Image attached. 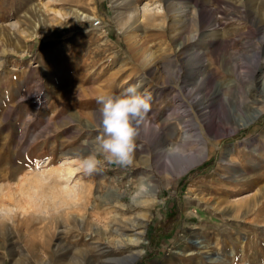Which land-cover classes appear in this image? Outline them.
<instances>
[{"label": "rangeland", "instance_id": "obj_1", "mask_svg": "<svg viewBox=\"0 0 264 264\" xmlns=\"http://www.w3.org/2000/svg\"><path fill=\"white\" fill-rule=\"evenodd\" d=\"M194 1L0 0V182L16 185L26 174L46 176L61 167L72 194L86 193L88 210L117 202L134 231L142 232L143 254L136 264H264V57L255 77L241 83L243 90L255 83L263 87L261 101L241 114L243 122L256 115L248 125L228 120L227 107L206 91L195 97L210 107H181V95L167 82L182 77L194 50L207 51L199 59L209 58L211 70L226 61L250 75L264 30L245 17L264 18V0H196L202 10ZM146 2L161 7L159 15L145 19ZM134 5L142 14L136 22L130 15ZM97 18L102 24L95 25ZM215 77L209 92L217 79L226 84L237 78ZM150 78L159 80L156 86ZM130 85L151 96V129L141 131L131 165L105 163L84 174L80 160L100 134L96 97ZM209 121L215 135H208L203 152L194 140ZM168 133L173 136L161 146V135ZM84 141L92 143L90 149L79 148ZM166 146L191 149L194 156L169 163ZM225 148L232 150L222 162ZM9 169L14 175L4 178ZM112 192L118 195L109 198ZM175 212L183 218L172 235L149 237L150 229L171 224ZM27 215L12 199L0 208V264H40L43 226L53 249L54 214ZM206 241L208 248L199 245Z\"/></svg>", "mask_w": 264, "mask_h": 264}, {"label": "bare ground", "instance_id": "obj_2", "mask_svg": "<svg viewBox=\"0 0 264 264\" xmlns=\"http://www.w3.org/2000/svg\"><path fill=\"white\" fill-rule=\"evenodd\" d=\"M194 5L197 6L199 10H202L203 6H201L198 1L195 0ZM159 11H162L161 7L152 8L148 2H146L143 6V16L145 19H148V17H150L149 15H151V17H156L159 15ZM83 12L81 15L85 17L87 14H84ZM130 15L134 19V22L139 21L142 16L140 8L135 5L132 6ZM245 18H248V20L251 22L250 24L261 27L264 30V18H258L254 14H247ZM184 47L185 46L181 45L180 49ZM204 53H207V51L201 52L194 50V52H190V55L187 58V64L184 67H181L180 72L183 74L182 77H180V74H178L167 80L171 87L175 88L181 95V100L177 103H179L181 107L185 108L187 106L189 107L190 105H195L202 109L208 108L210 107V103L207 102L208 104H205L203 101L204 97L202 99H197V96L195 97V95L201 93L202 91H206L210 98L217 97V99H219L221 102L220 104H223L227 107L228 120L239 124H251L253 121H255L256 115L254 114L253 116L248 117L246 122H243L241 114L248 110L249 103H259L261 101L260 96L263 95V87L260 84L256 86L255 83L251 89L244 88L243 90L241 83L245 82L248 77L250 79L255 77V73L259 69L258 62H260L262 57H264V46L256 50L252 55L255 67L253 72L250 74L251 76L242 72L237 63L231 62L228 64L226 61L225 63H221L214 70H211L209 65L212 64V61H210L209 58L205 57V59H199V56H204ZM217 74L222 76L227 74H235L237 78H229V81L226 84L217 79L213 84V89L209 92L208 85L213 83V80L216 79L215 76ZM156 79L150 78L149 83L156 86L159 82V80ZM256 80L260 81L258 79ZM143 82H145V80H143ZM185 88L187 89L186 91H184ZM175 95L176 93H174V96ZM184 95H188L189 97L194 96V100H189L187 97L185 98ZM78 115L80 114H76L75 117ZM78 118H80V116ZM212 123L209 121L204 128L199 126L201 124L198 125L201 130L199 129L200 133L195 136L197 138H195L194 141L203 152L207 150L205 141L208 138V135H213L214 130ZM84 124L91 127V124H87V122H84ZM152 130L154 129L152 128ZM162 135L160 137V145L164 146L168 143L169 137H172L173 134L168 133L165 134V136ZM182 140H184V138ZM91 146L92 143L88 141L79 148L82 150H87L90 149ZM231 150L232 149L230 148H228V150L225 148L222 151V162L227 161L226 158L228 157V154H230ZM163 151V155L169 163L194 156L193 150L191 149L180 150L173 146L167 147ZM60 168L54 167L51 170L49 169L48 173H45L46 176H44V174L35 173L26 174L16 181V185H7V183L0 182V208H4L6 206L7 200L12 199L15 201V206L19 208V210L27 212L29 215L38 212L45 216H50L52 213L54 214L55 225L53 234L57 236V240L55 239L56 243L54 242L55 244L52 247L53 249L51 250L49 248L51 250L49 251L47 244L48 230L44 226H41L42 228L40 229H42V231L38 245L40 246L39 251L45 254V258L39 257V263L53 264V262H55L54 258L57 257L61 260L60 264H136L143 254V248L141 244L142 232L136 233L134 231L136 226L134 223H132L130 218H124V209L117 202L111 204L110 201H106V203H101L97 208L92 207L91 210H88L86 193L82 190H79L78 192L74 191V194H72V189H70L68 185L64 184L65 181L63 182L61 180L62 175H60ZM230 171L231 170H229V172ZM69 173H72V171H69ZM7 175L11 177L14 175V173L9 169L6 172V175H4V178H8ZM246 182H248V180ZM114 195L117 196L118 193L112 192V195L109 198H112ZM108 199L106 198L105 200ZM54 219L52 218V220ZM141 223L142 221L138 222L139 225ZM130 226L133 227V231L128 228ZM199 245L207 248L210 246L207 241L205 243L202 242ZM191 248L193 249V247H190V249ZM46 256H48V258H46ZM211 260L214 261L216 259L211 258Z\"/></svg>", "mask_w": 264, "mask_h": 264}, {"label": "clouds", "instance_id": "obj_3", "mask_svg": "<svg viewBox=\"0 0 264 264\" xmlns=\"http://www.w3.org/2000/svg\"><path fill=\"white\" fill-rule=\"evenodd\" d=\"M96 102L100 134L90 153L80 160L84 174L96 172L105 163L131 165L141 131L152 127L148 119L151 96L141 93L137 85H130L119 94L102 93Z\"/></svg>", "mask_w": 264, "mask_h": 264}, {"label": "trees", "instance_id": "obj_4", "mask_svg": "<svg viewBox=\"0 0 264 264\" xmlns=\"http://www.w3.org/2000/svg\"><path fill=\"white\" fill-rule=\"evenodd\" d=\"M252 126L249 127V129H251ZM248 129V130H249ZM215 157H212L210 160L211 161H214ZM186 182H184L182 184V187L180 188L182 190L183 186L185 185ZM175 217V218H174ZM173 218L175 220L172 219V223L171 224H168L167 226L163 225V224H160L156 229H153V230H149V237H154L156 239H159V237L161 238L162 236H169V235H172L173 232H174V229L176 228V222L181 220L183 217L181 215L180 212H175V216ZM169 234V235H168Z\"/></svg>", "mask_w": 264, "mask_h": 264}, {"label": "built area", "instance_id": "obj_5", "mask_svg": "<svg viewBox=\"0 0 264 264\" xmlns=\"http://www.w3.org/2000/svg\"><path fill=\"white\" fill-rule=\"evenodd\" d=\"M95 25H100L102 24V20L100 18H97L95 21H94Z\"/></svg>", "mask_w": 264, "mask_h": 264}]
</instances>
